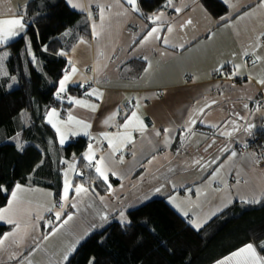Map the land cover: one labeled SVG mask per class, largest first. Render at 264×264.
Wrapping results in <instances>:
<instances>
[{
  "label": "crops",
  "instance_id": "crops-1",
  "mask_svg": "<svg viewBox=\"0 0 264 264\" xmlns=\"http://www.w3.org/2000/svg\"><path fill=\"white\" fill-rule=\"evenodd\" d=\"M31 1L0 0V20L24 23L23 32L0 44V56L7 53L0 76L8 74L5 47L24 34ZM221 1L228 6L221 17L202 0H169L145 20L139 0H66L86 16L90 36L71 44L80 24L64 32L67 43L56 55L69 67L57 96L67 105L49 108L45 122L60 148L81 137L89 143L81 155L62 158L60 200L47 188H14L16 198L0 210V225L11 227L0 241V264H65L94 231L127 221L130 210L154 198H166L195 230L235 204L264 199L257 152L264 130V0ZM78 88L82 94L73 93ZM83 165L92 168L88 183ZM228 257L245 264L247 254Z\"/></svg>",
  "mask_w": 264,
  "mask_h": 264
},
{
  "label": "trees",
  "instance_id": "trees-1",
  "mask_svg": "<svg viewBox=\"0 0 264 264\" xmlns=\"http://www.w3.org/2000/svg\"><path fill=\"white\" fill-rule=\"evenodd\" d=\"M145 20L166 9L169 0H139ZM215 17L228 12L221 0H202ZM26 30L5 48L9 51L7 76H0V210L18 185L53 190L60 200L63 189L62 158L81 155L86 138L60 148L45 115L58 98V83L69 63L56 52L66 45L63 34L80 24L71 44L90 36L86 16L66 0H33L24 10ZM13 80L16 83H13ZM73 93H83L82 88ZM69 106V105H68ZM67 106V107H68ZM22 112H27L25 117ZM23 135L20 146L11 141ZM258 141L264 143V130ZM264 150V149H263ZM82 181L88 183L92 168ZM127 221H114L94 231L75 249L65 264H217L252 243L264 256V199L257 205L235 204L209 225L195 230L166 198H154L130 210ZM11 231L0 225V241Z\"/></svg>",
  "mask_w": 264,
  "mask_h": 264
},
{
  "label": "snow or ice",
  "instance_id": "snow-or-ice-1",
  "mask_svg": "<svg viewBox=\"0 0 264 264\" xmlns=\"http://www.w3.org/2000/svg\"><path fill=\"white\" fill-rule=\"evenodd\" d=\"M68 2L71 4V0H68ZM128 4H135L136 0H127ZM73 7H76V5H72ZM13 26H15V30H13ZM24 31V23L22 21V19H3L0 20V44H6L10 38H14L15 36L19 35L20 32ZM7 53H4V56H6ZM4 56H0V62H2V60L4 59ZM76 69L73 67L72 68V72H75ZM70 77L68 75L64 76V79L60 82V91L63 92L64 91V83L65 81L69 80ZM262 83H264V81H262ZM76 103H80V101H76ZM54 111V110H53ZM125 128L128 127V124L126 123L124 125ZM157 135H159V133H157ZM63 142V141H61ZM118 150V146H114L113 147V151H117ZM232 156H235L236 153L233 151L231 153ZM97 165H101L103 164V157L101 158V160H98ZM95 171L97 173H99L101 176L104 177L105 180H107V176L105 175L104 171H102V168L100 166H97L95 168ZM19 187V186H17ZM4 189L0 188V191H2ZM82 186L78 187L75 189L76 194H79L82 191ZM86 191V190H84ZM67 194H68V187L64 188V199L67 198ZM13 196V198H16V193L13 192L11 194ZM73 207H75V205H73ZM60 213H56V218L59 219L60 218ZM3 217L0 216V219H2ZM105 217H102V219ZM72 219V214H69L67 216V218L65 219L64 223H67L68 220ZM121 223H125V221H121ZM261 249L264 250V243H261L260 245ZM75 248L73 247L70 251H74ZM242 253H246L247 254V259L245 264H264V257L259 256L257 254L256 248L253 246L252 243L247 244L244 248L240 249L238 252L233 253V256H241ZM68 255H70V252L68 254L65 255L64 259L65 261L68 258ZM231 260V257L226 258L223 261H220L219 264H229Z\"/></svg>",
  "mask_w": 264,
  "mask_h": 264
},
{
  "label": "built area",
  "instance_id": "built-area-1",
  "mask_svg": "<svg viewBox=\"0 0 264 264\" xmlns=\"http://www.w3.org/2000/svg\"><path fill=\"white\" fill-rule=\"evenodd\" d=\"M252 60V58L251 57H249V61H251ZM58 97L59 98H62L63 97V95L62 94H60V95H58ZM257 146H258V154H259V156H260V158H261V160H262V162L264 163V143L263 142H261V141H257ZM83 174H85V172H83Z\"/></svg>",
  "mask_w": 264,
  "mask_h": 264
},
{
  "label": "rangeland",
  "instance_id": "rangeland-1",
  "mask_svg": "<svg viewBox=\"0 0 264 264\" xmlns=\"http://www.w3.org/2000/svg\"><path fill=\"white\" fill-rule=\"evenodd\" d=\"M2 56H4V55H2ZM26 115H27V112H22V116H23V117H25ZM20 139L22 140V142H24V141H23V137H21V136H18V137H16L15 139H11V141H14V140H15V141H19ZM15 141H14V142H15ZM146 202H147V201H146ZM57 241H58V240H56V239L54 240V242H56V243H57ZM254 247H255V246H254ZM255 248H256V247H255ZM256 250H257V248H256ZM235 253H236V252H235ZM258 253H259V252H258V250H257V254H258ZM240 257H241V256H240ZM223 260H225V259H223ZM223 260H222V261H223ZM217 264H219V263H217ZM229 264H236V263L230 261Z\"/></svg>",
  "mask_w": 264,
  "mask_h": 264
}]
</instances>
